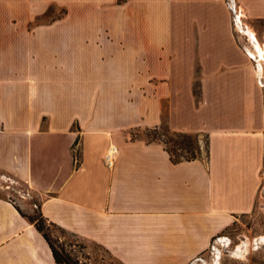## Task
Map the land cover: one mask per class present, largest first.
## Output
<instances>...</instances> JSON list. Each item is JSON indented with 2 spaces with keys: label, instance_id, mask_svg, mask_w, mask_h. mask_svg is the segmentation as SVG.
Listing matches in <instances>:
<instances>
[{
  "label": "crops",
  "instance_id": "0c3cea01",
  "mask_svg": "<svg viewBox=\"0 0 264 264\" xmlns=\"http://www.w3.org/2000/svg\"><path fill=\"white\" fill-rule=\"evenodd\" d=\"M236 3L264 20V0ZM52 5L67 11L33 27ZM257 74L222 0H0V172L39 193L48 221L122 264H190L255 207ZM197 78L203 94L191 114L177 90ZM165 101L170 128L206 134V156L176 162L148 139ZM0 264H59L4 195Z\"/></svg>",
  "mask_w": 264,
  "mask_h": 264
},
{
  "label": "rangeland",
  "instance_id": "374dc122",
  "mask_svg": "<svg viewBox=\"0 0 264 264\" xmlns=\"http://www.w3.org/2000/svg\"><path fill=\"white\" fill-rule=\"evenodd\" d=\"M222 1L229 12L234 35L253 60L260 75L259 77L257 74L258 81L260 83L262 81L264 85V58L255 57V54H258L255 42L264 47V20L246 19L239 10L236 0ZM66 11L65 7L52 5L45 15L34 20L31 25L35 27L50 23L53 18L62 16ZM249 32H253L256 37L250 35ZM198 78L191 86L178 85L177 90V103L185 101L188 104L189 101L188 111L191 114L197 113L196 107L203 94ZM260 91L264 105V86H261ZM171 105L172 102L165 101L164 123L156 134L159 139L167 141L169 145H171L172 139L181 140L174 135L175 130L168 124ZM198 140L202 155L206 156V134L199 132ZM262 176V185L254 209L250 213L239 216L230 227L214 238L210 249L203 256L190 264H264V167ZM0 195L13 200L25 215L40 218V195L25 182L0 172ZM45 227L56 245L63 248L74 260H79L81 264H122L104 247L92 241L79 238L49 222Z\"/></svg>",
  "mask_w": 264,
  "mask_h": 264
},
{
  "label": "trees",
  "instance_id": "16d2710c",
  "mask_svg": "<svg viewBox=\"0 0 264 264\" xmlns=\"http://www.w3.org/2000/svg\"><path fill=\"white\" fill-rule=\"evenodd\" d=\"M161 127H156L154 129H148L146 131V135L150 141H161L164 143L166 150L170 153V156L173 161H180V160H192L201 155V147L198 140L199 134H193V133H187V132H173L174 135L178 138H181V140L172 139L171 145L167 141H164L162 139H159L156 134H158V129ZM138 135H132V138H136ZM206 150H208V146L206 147ZM40 208V205H39ZM25 215V214H24ZM27 216V215H25ZM32 223L35 224L37 229L43 234L45 239L48 241L54 258L57 263L59 264H81L79 260H74L72 256L63 248H60L56 243L53 241L52 237L46 230V223L49 222L53 224L52 222L48 221V219L43 215L41 209H40V218L34 217V216H27Z\"/></svg>",
  "mask_w": 264,
  "mask_h": 264
},
{
  "label": "built area",
  "instance_id": "2783aa9c",
  "mask_svg": "<svg viewBox=\"0 0 264 264\" xmlns=\"http://www.w3.org/2000/svg\"><path fill=\"white\" fill-rule=\"evenodd\" d=\"M234 1V0H233ZM118 148L115 145H111L106 153L105 161L106 164L111 168L115 165L116 157L118 155Z\"/></svg>",
  "mask_w": 264,
  "mask_h": 264
},
{
  "label": "bare ground",
  "instance_id": "6f19581e",
  "mask_svg": "<svg viewBox=\"0 0 264 264\" xmlns=\"http://www.w3.org/2000/svg\"><path fill=\"white\" fill-rule=\"evenodd\" d=\"M242 24V23H241ZM239 25V24H238ZM250 35H254L253 32H249ZM255 36V35H254ZM256 37V36H255ZM255 46L257 48V52L258 54H255V57H261L264 58V47H261L260 44L258 42H255ZM251 52V51H250ZM252 55H254L253 52H251Z\"/></svg>",
  "mask_w": 264,
  "mask_h": 264
}]
</instances>
